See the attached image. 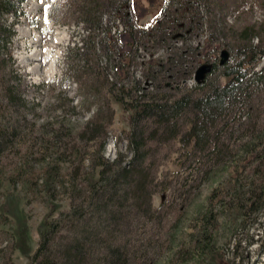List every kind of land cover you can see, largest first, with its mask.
<instances>
[{
	"label": "rangeland",
	"instance_id": "obj_1",
	"mask_svg": "<svg viewBox=\"0 0 264 264\" xmlns=\"http://www.w3.org/2000/svg\"><path fill=\"white\" fill-rule=\"evenodd\" d=\"M233 1L225 3L227 7L222 11L216 10V25L223 26L224 34L217 35L213 46L239 41L241 29L247 25L255 24L254 32L264 37V0ZM118 3L125 0H24L19 16L11 15L7 20L16 31L9 43L15 61L6 58L0 62V129L14 126L17 132L1 146L0 153V182L4 181L0 211L14 219L13 224L0 225V264L32 263L46 221L70 208L71 195L62 185L76 178L82 188L81 201L88 194L86 177L101 155L111 161L119 157V152L127 159L132 156L128 142L131 112L110 92L118 80L114 65L120 59L115 51L120 43H116L114 52L110 50L109 28L115 37L127 25L135 28V50L131 52L127 45L123 50L130 55L127 83L133 79L145 81L149 59L165 61L177 48L199 46L188 66L193 74L170 81L172 89L160 90L170 96L177 97L195 86L196 71L219 61L217 56L220 58L223 48L217 52L208 46L210 16L204 10V25L184 38L179 36L182 30L171 28L174 39L166 48L156 39L147 40L143 30L180 9V2L131 0L129 14L113 22V4ZM97 18L102 24L100 29L96 28ZM230 62H234L231 56ZM226 81L228 78L222 77L221 82ZM8 86L16 88L15 94ZM257 89L252 103L244 109L241 104L235 107L210 138L219 153L211 152L213 146L209 151L190 153L180 138L150 142L147 165L154 180L151 188L156 212L153 216H133L126 228L132 250L139 258H149L142 264H264V207L243 221L236 212L222 208L221 203H210L211 194L218 188L228 202V194L238 193L252 181L255 191L260 190L262 179L256 170L260 161L245 162L236 176L231 168L241 162L243 143L264 131V87ZM108 104L114 109V117L107 124L106 135L102 132L103 136L97 137L100 126L89 128L87 122L97 110L107 117ZM57 164L62 181L50 194L43 186L45 172ZM237 181L240 187L235 185ZM261 206L264 199L256 205ZM208 208L218 217L216 228L210 232L214 241L204 240L214 253L197 258L193 248L198 222L200 213ZM25 228L27 235L21 232ZM13 231L19 239L16 248Z\"/></svg>",
	"mask_w": 264,
	"mask_h": 264
},
{
	"label": "trees",
	"instance_id": "obj_2",
	"mask_svg": "<svg viewBox=\"0 0 264 264\" xmlns=\"http://www.w3.org/2000/svg\"><path fill=\"white\" fill-rule=\"evenodd\" d=\"M23 1L0 0V62H5L6 58L15 61L9 43L16 31L12 24H7V20L11 15L19 16ZM173 1L180 2L181 8L167 18L158 20L149 30H143V36L147 40L156 39L166 48H170V42L174 39L171 28L182 30L179 36L184 38L201 24L204 25V10L210 16L207 17L210 21L208 46L217 52L222 48L228 49L234 62L231 63L229 58L228 62L220 65V58L217 56L219 61L214 64L208 75L210 78L207 76L177 97L170 96L160 90L172 89L170 81L184 80L193 74V71L188 70V66L197 56L199 46L177 48L165 61L154 57L149 59L145 81L133 79L131 83H127L125 81L130 78V55L123 50L125 45L131 48V52L135 50V28L127 25L123 31H118V37H115L109 28L110 50L113 51L117 47L116 43H120V47L115 50L118 51L120 59L114 65L118 80L113 83L110 92L116 101L131 112L128 142L132 156L127 159L119 152V157L111 161L101 155L99 161L93 163V171L86 177L85 192L88 194L81 201L79 200L82 197V188H79L76 178L67 185H62L71 195L70 208L61 211L57 218L46 221V229L41 232L39 245L31 256V264H142L149 260L145 256L139 258L137 251L132 250L131 239H126V228L131 225L133 216H153L156 212L152 203L151 188L154 180L147 165L150 142H167L180 138L185 141L186 147L190 148V153L198 150L209 151L211 146L214 148L211 152L219 153L210 138L219 129L220 122L240 104L243 109L250 105L258 93L257 87H264V67H260L264 58V37L261 33L254 32L255 24L241 29L242 38H239V41H225L213 46L219 38L217 35L224 34L223 26L217 28L216 10L222 11L227 7L225 3L230 1L234 4L235 1ZM131 8V0L113 4L112 21L125 18ZM95 23L96 28L100 29V18H97ZM216 72L218 73L215 75ZM222 77L228 78V81L222 83ZM8 88L12 94L17 91L13 86ZM107 108V117L102 115L101 110H97L94 117L87 122L89 128L100 126L101 132L97 137L103 136V133L106 135L107 124L113 120L114 109L110 104ZM16 132L14 126L0 129V153L3 151L1 146ZM104 148L105 142L102 150ZM242 150L241 162L235 163L231 168L236 176L244 169L245 162L260 161L259 169H256L262 179L260 190L255 191L252 181L247 188L243 185L238 193L228 194V202L222 199L218 188L211 194L210 203H221L222 208L236 212L245 221L252 213L264 207H256L258 202L264 199V131L245 141ZM60 170V165L57 164L45 172L43 186L46 192L53 194L59 186L62 181ZM238 181L235 185L240 187ZM3 182H0V188ZM243 190L245 193L241 194ZM47 204L49 206V203ZM94 220L96 225H93ZM217 221L218 217L212 214L211 208L200 213L199 232L193 248L195 257H206L214 253L210 243L204 240L214 241L210 232L216 228ZM13 223L14 219L7 212L0 211V225ZM21 232L27 235V228ZM193 233L195 235V232ZM11 236L16 248L19 239L17 240L14 231Z\"/></svg>",
	"mask_w": 264,
	"mask_h": 264
},
{
	"label": "water",
	"instance_id": "obj_3",
	"mask_svg": "<svg viewBox=\"0 0 264 264\" xmlns=\"http://www.w3.org/2000/svg\"><path fill=\"white\" fill-rule=\"evenodd\" d=\"M230 53L227 49H224L221 54L220 64L223 65L229 60ZM213 69V64H205L201 66L195 74V79L197 82H202L207 74H209Z\"/></svg>",
	"mask_w": 264,
	"mask_h": 264
}]
</instances>
